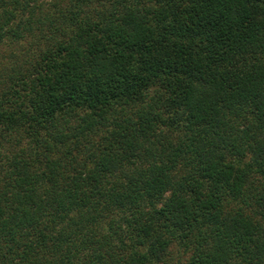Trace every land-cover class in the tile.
<instances>
[{
	"label": "trees",
	"instance_id": "16d2710c",
	"mask_svg": "<svg viewBox=\"0 0 264 264\" xmlns=\"http://www.w3.org/2000/svg\"><path fill=\"white\" fill-rule=\"evenodd\" d=\"M0 44V264H264V0H0Z\"/></svg>",
	"mask_w": 264,
	"mask_h": 264
},
{
	"label": "rangeland",
	"instance_id": "374dc122",
	"mask_svg": "<svg viewBox=\"0 0 264 264\" xmlns=\"http://www.w3.org/2000/svg\"><path fill=\"white\" fill-rule=\"evenodd\" d=\"M0 49L3 50L2 44H0ZM170 254L172 255V259H169V264H183L187 258V253H183V251L175 244L170 247Z\"/></svg>",
	"mask_w": 264,
	"mask_h": 264
}]
</instances>
